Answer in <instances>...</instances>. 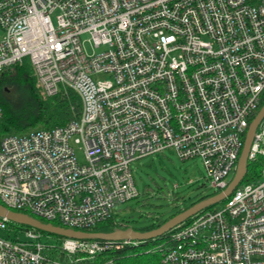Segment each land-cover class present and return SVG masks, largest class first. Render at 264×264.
<instances>
[{
  "label": "built area",
  "instance_id": "built-area-1",
  "mask_svg": "<svg viewBox=\"0 0 264 264\" xmlns=\"http://www.w3.org/2000/svg\"><path fill=\"white\" fill-rule=\"evenodd\" d=\"M0 30V72L29 59L44 98L72 91L81 103L64 126L1 140L8 209L89 229L139 196L132 163L167 150L229 186L264 101V0H0ZM258 157L264 119L248 161ZM225 200L169 231L163 264H264V164ZM10 223L0 217V231ZM21 232L0 236V264H77L139 242Z\"/></svg>",
  "mask_w": 264,
  "mask_h": 264
},
{
  "label": "trees",
  "instance_id": "trees-1",
  "mask_svg": "<svg viewBox=\"0 0 264 264\" xmlns=\"http://www.w3.org/2000/svg\"><path fill=\"white\" fill-rule=\"evenodd\" d=\"M0 107L4 113L3 119L0 121L1 142V140L7 136H22L36 130L64 126L78 117L81 103L78 95L72 91H68L67 93L62 91L54 97L44 98L36 86L32 64L29 59H26L23 64L6 68L0 72ZM263 164L264 159L262 157H258L254 161H248L247 174L241 185L257 182ZM135 181L138 187L136 178ZM220 192L221 191H216L213 194L207 195L200 200L191 203L188 207L176 211L171 217L162 223H155L150 227H145L136 231L146 232L159 228L175 215L185 211L202 200L219 194ZM149 193V189L144 188L143 194L149 195ZM0 203L2 204L1 200ZM225 203L226 200L214 203L203 211L219 209ZM26 214L43 223H49L31 213ZM115 216L83 231L109 234L120 229L126 230L129 228L125 221L118 222ZM190 220L191 219H188L185 224ZM53 225L63 227L59 222H55ZM10 227V230L5 231V237L12 239L19 237V233L23 230L33 229L26 225H15V223L12 222L10 223ZM40 232L44 235L52 236L57 243H60L65 239L63 236L43 231ZM169 234L170 232H167L160 237L138 242V244L126 245L121 249L106 250L95 256L94 259L87 258L85 261L77 264H106L108 262H112L111 264H163L162 259L164 251L168 246L172 245V239H170ZM57 256L61 261L67 260V257L63 252H59ZM80 256L84 255L80 254Z\"/></svg>",
  "mask_w": 264,
  "mask_h": 264
},
{
  "label": "rangeland",
  "instance_id": "rangeland-1",
  "mask_svg": "<svg viewBox=\"0 0 264 264\" xmlns=\"http://www.w3.org/2000/svg\"><path fill=\"white\" fill-rule=\"evenodd\" d=\"M85 49L89 53L93 52L89 42L85 43ZM94 79H106V75L94 76ZM74 147L78 159L83 162V149L79 144H74ZM131 168L138 183L140 196L118 205L115 217L118 222L125 221L129 228L135 230L162 223L176 211L217 191L208 179L200 158L181 160L174 151L167 150L137 160L132 163ZM144 188L149 189V195L143 194ZM0 236L5 237V231H0ZM19 237L24 239V233L20 232ZM43 241L51 245L57 243L50 235H43ZM53 255L56 256V253Z\"/></svg>",
  "mask_w": 264,
  "mask_h": 264
},
{
  "label": "water",
  "instance_id": "water-1",
  "mask_svg": "<svg viewBox=\"0 0 264 264\" xmlns=\"http://www.w3.org/2000/svg\"><path fill=\"white\" fill-rule=\"evenodd\" d=\"M263 119H264V106L261 108V110L258 112L256 117L253 119L247 131L244 147L238 162V168L229 186L224 191H221L219 194L210 197L208 199L202 200L197 204L191 206L190 208L186 209L185 211L175 215L173 218H171L163 225H161L159 228H156L154 230L139 232L134 230L133 228H128L126 230L120 229L109 234L90 233V232L55 226L52 223H43L26 213L12 211L1 203H0V217H6L12 223L26 225L38 231H43L46 233L63 236L65 238H73L78 240L119 241V240L127 239L132 241L143 242L146 240L160 237L163 234L172 230L174 227L184 223L192 216L196 215L197 213L211 206L212 204L219 203L225 200L243 182L247 174L248 157L253 143L254 135Z\"/></svg>",
  "mask_w": 264,
  "mask_h": 264
}]
</instances>
